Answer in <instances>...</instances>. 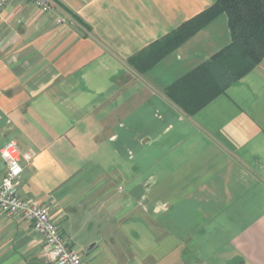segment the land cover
Here are the masks:
<instances>
[{
    "label": "crops",
    "instance_id": "crops-1",
    "mask_svg": "<svg viewBox=\"0 0 264 264\" xmlns=\"http://www.w3.org/2000/svg\"><path fill=\"white\" fill-rule=\"evenodd\" d=\"M51 1L0 12V147L34 152L21 195L84 264H264V59L190 115L166 89L230 44L226 13L145 72L128 59L215 0ZM0 264L55 262L0 212Z\"/></svg>",
    "mask_w": 264,
    "mask_h": 264
},
{
    "label": "trees",
    "instance_id": "trees-1",
    "mask_svg": "<svg viewBox=\"0 0 264 264\" xmlns=\"http://www.w3.org/2000/svg\"><path fill=\"white\" fill-rule=\"evenodd\" d=\"M221 13L228 16L230 44L166 89V95L190 115L264 59V0H215L128 59L138 71L145 72Z\"/></svg>",
    "mask_w": 264,
    "mask_h": 264
},
{
    "label": "built area",
    "instance_id": "built-area-1",
    "mask_svg": "<svg viewBox=\"0 0 264 264\" xmlns=\"http://www.w3.org/2000/svg\"><path fill=\"white\" fill-rule=\"evenodd\" d=\"M10 1L0 0V12ZM30 1L44 11L54 9L51 0ZM62 21L63 18L58 19V22ZM0 155L7 165V171L0 183V212L8 215L20 214L32 221L34 229L44 236L49 245L50 255L55 264H84L81 252L67 244L49 205L28 200L20 193L25 162L31 161L34 152L23 151L16 139H9L0 147Z\"/></svg>",
    "mask_w": 264,
    "mask_h": 264
}]
</instances>
